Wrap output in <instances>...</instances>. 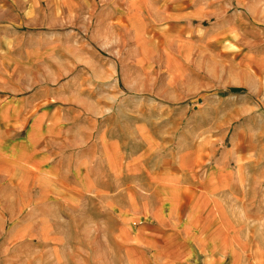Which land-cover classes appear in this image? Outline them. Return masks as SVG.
Listing matches in <instances>:
<instances>
[{
	"label": "crops",
	"instance_id": "crops-1",
	"mask_svg": "<svg viewBox=\"0 0 264 264\" xmlns=\"http://www.w3.org/2000/svg\"><path fill=\"white\" fill-rule=\"evenodd\" d=\"M141 4L0 0V242L99 200L132 250L130 264H264V239L253 238L250 213L237 207L241 180L227 154L209 161L194 148L201 146L173 151L124 127V34L138 40L133 21L141 19L148 38L152 16ZM203 18L182 9L160 19L168 25L159 89L167 103L204 88L193 78L188 85L185 68L194 59L191 35L220 33L193 26ZM256 55L264 70V53Z\"/></svg>",
	"mask_w": 264,
	"mask_h": 264
},
{
	"label": "rangeland",
	"instance_id": "rangeland-1",
	"mask_svg": "<svg viewBox=\"0 0 264 264\" xmlns=\"http://www.w3.org/2000/svg\"><path fill=\"white\" fill-rule=\"evenodd\" d=\"M140 1L144 3L140 8L152 17H148V38L141 19L133 21L140 40L132 33L124 34V86L130 90H125L118 104L124 127H140V139L173 151L201 146L194 148L209 161L227 154L241 180L236 188L237 207L244 206L250 213L253 238L263 240L264 70L255 64L260 59L256 54L264 53V0ZM182 9L203 14V19L193 21L195 28L215 26L220 33L204 40L202 33L191 35L194 59L185 67L187 83H195L193 78L204 88L184 102L171 104L159 93L164 88L162 65L168 46L162 38V29L168 25L160 19L168 10ZM171 46L177 48L174 43ZM247 56L252 58L251 65L244 61ZM148 64H157L156 71ZM44 219L31 231L15 233L19 238L11 244L0 242V264H130L127 258L132 250L117 239L116 217L107 214L99 200L82 203L71 215H60L58 225L54 217Z\"/></svg>",
	"mask_w": 264,
	"mask_h": 264
}]
</instances>
